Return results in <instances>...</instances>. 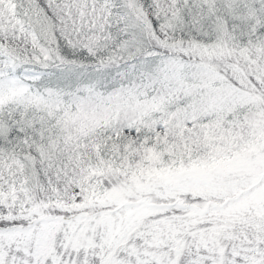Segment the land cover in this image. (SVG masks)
Instances as JSON below:
<instances>
[{
  "label": "snow or ice",
  "instance_id": "6c2138e0",
  "mask_svg": "<svg viewBox=\"0 0 264 264\" xmlns=\"http://www.w3.org/2000/svg\"><path fill=\"white\" fill-rule=\"evenodd\" d=\"M0 264H264V0H0Z\"/></svg>",
  "mask_w": 264,
  "mask_h": 264
}]
</instances>
